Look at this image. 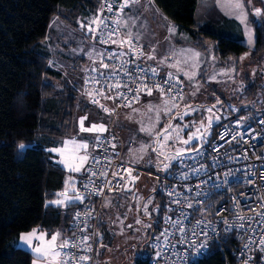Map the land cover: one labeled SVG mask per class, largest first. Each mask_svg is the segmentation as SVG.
<instances>
[{
    "label": "trees",
    "instance_id": "16d2710c",
    "mask_svg": "<svg viewBox=\"0 0 264 264\" xmlns=\"http://www.w3.org/2000/svg\"><path fill=\"white\" fill-rule=\"evenodd\" d=\"M154 1L195 46L206 51L211 42L215 67L239 66L240 57L249 49L243 36L213 31L208 23L197 26L198 0ZM99 4L100 0H0V264H32L35 256L18 245L19 235L35 227L51 232L60 223L63 208L46 205L64 189L68 172L50 148L70 136L80 94L68 81L54 83L61 74L51 65L48 34L54 16L74 27L80 22L87 25ZM251 22L255 29L251 55L258 59L264 55V18L252 17L251 11ZM206 73L204 68L202 78ZM255 90L253 84L243 97L249 104L226 108L223 120L248 109L264 114V106L252 103ZM221 122L212 126L210 137ZM157 183L155 191L163 199ZM77 206L66 208L73 214ZM158 207L162 212L161 204ZM159 227L153 221L149 238ZM234 248L231 237L221 238L194 264H235ZM150 256L149 246L135 264H150Z\"/></svg>",
    "mask_w": 264,
    "mask_h": 264
},
{
    "label": "built area",
    "instance_id": "2783aa9c",
    "mask_svg": "<svg viewBox=\"0 0 264 264\" xmlns=\"http://www.w3.org/2000/svg\"><path fill=\"white\" fill-rule=\"evenodd\" d=\"M122 0H112L113 12L105 11L102 15L108 18V23L113 29H118L112 36V39L118 43L102 44L99 42V35L95 41L103 47L104 63L110 65L108 69L99 68V63L93 66L87 73L86 86L94 92L91 97L92 104L100 107L101 95L99 89L103 88L105 97L116 96V92H122L131 98L134 93L128 92L123 87L127 84L135 89L138 85L146 84L155 91H159L154 85L164 87V93L172 100L180 101V96L184 97L186 93L185 83L182 78L171 76L172 84L165 85L164 81L170 78V75L163 73L157 67L146 62V52L143 41L135 39L133 36V44L137 49L142 51L143 55L133 54L129 50L128 44L119 41H126L127 32L123 31L117 21L120 14L117 12L118 4ZM104 0H100L98 9L92 13L89 22L100 12L101 5ZM93 27H96L94 24ZM87 31V35L93 38L92 34ZM99 32V30H98ZM126 52L122 58L108 59L106 53ZM127 61V63H123ZM97 68V72L92 69ZM127 70L131 75H127ZM150 69H156L154 75ZM105 72L110 79L108 84L115 85L119 79L121 87L112 88L111 90L105 86L104 77H99V72ZM115 72V76L112 73ZM98 77L100 84L92 82V77ZM135 81V83H133ZM169 87L172 91L169 92ZM160 92V91H159ZM93 99H97L99 103H93ZM106 104H102L110 112H105L109 116V124L105 133L101 134L99 141H96V153L94 157L99 163L91 162L92 170L99 172L103 170L108 173L107 177H93V184L90 187L103 189L101 194H89L83 184L88 182V174L82 177L81 191L84 193L85 199L83 204H79L73 211L70 225L68 240L76 242L83 238L84 233L80 231L83 222L86 220L89 225L87 235L90 237L88 243L91 245V252H84L83 249L68 248L64 252H71L77 258L81 255H88L90 260L86 264H96V252L99 236L100 219L103 203L108 193L119 192L125 188L127 183L131 181L128 178L126 169H131V175L141 169L137 168L130 160L123 157L125 141L120 131L115 125L118 115L128 108L125 106L126 101L122 98L106 99ZM135 103L133 101L132 105ZM131 105V106H132ZM223 137V138H222ZM115 145V148L112 145ZM107 158V159H105ZM145 170H143L144 172ZM113 172H119L124 176V180H120L119 176L113 177ZM148 172V171H146ZM154 173L159 182L162 199V212L157 208V223L160 227L151 240V256L150 264H194L198 259L204 256L210 245L217 240L225 237H231L235 248L233 255L235 264H264V250L258 245L259 238L264 235L260 231L261 225L257 223L259 211H264L261 205L264 204V114L254 111L245 110L233 117L223 120L217 128L216 134L208 138L193 151L182 155L177 163L167 169L161 171H149ZM111 181L107 187L105 184ZM119 181L120 187H117ZM111 189V190H109ZM173 193V195H169ZM179 193L180 195H175ZM180 201L179 204L173 201ZM191 203L192 207H188ZM82 214V219L74 221L76 213ZM91 212V216H84V213ZM250 216L251 221H240L238 216ZM179 220L180 224L173 227L167 222V218ZM197 221H204L197 225ZM227 221V224L224 223ZM240 223L244 224V228L238 227ZM209 224L211 225L209 227ZM251 224L256 232L248 230ZM183 226L184 233L178 229ZM230 227L231 230H228ZM215 229V231H213ZM167 231L168 243L166 244L161 233ZM195 231L197 236H193ZM207 231L208 238L206 247L200 248V244L205 242V238L199 235L200 232ZM157 237H160L158 240ZM249 237H253L257 243L249 245L247 249L244 245L248 243ZM185 238L188 241L195 240V246L189 243H180ZM198 249V250H197ZM160 253V255H158Z\"/></svg>",
    "mask_w": 264,
    "mask_h": 264
},
{
    "label": "rangeland",
    "instance_id": "374dc122",
    "mask_svg": "<svg viewBox=\"0 0 264 264\" xmlns=\"http://www.w3.org/2000/svg\"><path fill=\"white\" fill-rule=\"evenodd\" d=\"M242 3L243 11L246 13L243 22L236 18L240 10L234 7L235 0H198L196 10V24L198 25L208 23V27L213 31L230 35H236L237 31H241L245 34L244 43L249 49L242 56H245V53L248 55L240 60L239 66L232 65L222 69L215 67L216 61L210 52L211 42H208V50H206L208 58L205 66L208 72L207 82L200 81L195 85L192 83L193 81H187L186 96L180 101L172 100L167 94H163V98L153 96L152 100L147 103V108L149 114L153 115L155 119H149V116L144 118L135 116V119L132 120L136 123L131 124L130 119L116 118L117 127L121 120L120 125L123 128V133L132 141L128 145L130 150L137 153L136 157H130L131 162L141 171L136 170L132 174L134 177L138 176L133 189L110 192L105 198L98 230L96 264H135L137 257L145 256L148 247L151 248L152 237L149 238V232L153 227L157 208L162 203V198L155 191L158 185L157 179L154 173H149V171H161L164 169L165 163L169 164L168 168H170L177 163L182 155L199 147L211 135L212 126L226 118V108L237 109L242 103L249 104L245 98L243 100V97L248 95L249 88L253 84H256L258 90L253 92L252 103L264 106V55L258 59L251 55L255 46V29L251 22V11L252 17L257 16L258 20H262L263 13L257 14L256 9L261 10L264 0H242ZM153 4L156 6L155 3ZM214 6L216 9L211 11ZM206 7H208L207 15L203 13ZM163 16L165 15L163 14ZM145 18L149 20L148 23L143 17H137L133 23L144 43L149 45V48L154 45L156 53L163 55L167 60L173 61L178 66L187 67L188 57H185L183 53L174 52L177 42H184L187 38L178 39L175 33L168 31L169 29L164 26L166 20L164 17L146 16ZM81 23L79 27H74L61 17L54 16L50 24L47 42L48 48L52 52L51 65L61 74L60 79L54 80V83L61 84L63 81H68L80 90L79 94L81 93L72 131L67 141L75 139L77 142L84 141L86 143V140L90 141L84 136L95 137L97 133L81 132L80 119L87 117L84 121V127L87 128L92 123L90 114H97L96 117L99 116L102 119L103 117L100 116V113L102 114L100 108L90 102L89 96L84 95L86 94L84 88L88 89L85 83L87 73L97 65L93 64V60L96 58L100 60L96 55V53H100V49L95 44L97 42L87 35L88 24L81 28ZM249 31L253 37L252 45L248 44L247 33ZM166 34L167 36H165ZM89 52L93 53L92 57H89ZM170 56L173 57V60L169 58ZM165 101L171 103L166 105ZM172 103L176 107L172 108ZM167 108H171V111H167ZM209 108H211V112L208 111ZM157 109H159V113H157ZM158 114L159 119H156ZM181 115H183V119H180ZM209 117L212 118L210 126ZM217 117L219 119H216ZM169 124L173 128L179 127V138L169 139L165 143L161 136L160 144H164V147L160 148L156 133H160ZM149 127L152 128L151 134L141 131L142 128ZM190 136L193 138L189 143H183V140H188ZM173 137H175V133H173ZM123 139L125 141L124 137ZM142 145L146 146L144 151H140ZM158 148L160 151L155 150ZM178 150H183V154L176 156ZM81 151L82 149L80 155L84 153ZM160 152H163L164 155H161ZM55 153L59 155L57 158L54 154L56 161H60L61 155L58 152ZM166 156H176V158L168 160L165 158ZM143 170L145 171L143 172ZM149 200L151 203H148ZM145 204H147L150 215L144 213ZM137 220L141 223H136Z\"/></svg>",
    "mask_w": 264,
    "mask_h": 264
},
{
    "label": "snow or ice",
    "instance_id": "6c2138e0",
    "mask_svg": "<svg viewBox=\"0 0 264 264\" xmlns=\"http://www.w3.org/2000/svg\"><path fill=\"white\" fill-rule=\"evenodd\" d=\"M139 0H122V2H120L118 4V9L117 12L119 14L123 13V10L129 6V4H134V3H138ZM234 7L239 9V15L236 16L237 19H240L242 22L244 21V19L246 18V13L243 11V3L242 0H235V4ZM107 11L109 13L113 12V3L112 0H104V3H102L101 5V9L100 12L97 14V16L93 19V21L89 22L87 25V30L88 32H90L93 36V39L95 40L97 38V35H99V42L102 44H107L109 42L115 44L118 43L117 40L112 39V36L115 34V32L118 29H113L111 28V26L108 23V18L106 16H103L102 14ZM257 14H259L261 12L260 9H256ZM113 23H125L127 24V21H123L120 17H118L117 21H113ZM96 25V27H93V25ZM85 24L82 22L81 23V28H84ZM99 30V32H98ZM169 31L170 32H175V26L170 25L169 26ZM248 44L252 45L253 44V37L251 32L249 31L248 33ZM133 36L134 34L129 31L127 33V39L126 41L122 40L119 41V43L123 44V43H127L129 46V50L131 52H133V54H137L139 53V55H143L142 51H140L139 49H137L135 47V45L133 44ZM135 39L139 40V36L135 35ZM89 57L93 56L92 52L88 53ZM97 56H99L100 58V65L99 68L101 69H108L110 67L109 64L104 63V55H101L100 53H96ZM108 59H112L113 57L115 58H122L125 55H127L126 52H119V53H106ZM196 56H198L199 54L196 53ZM248 53H245V56H247ZM245 56L240 57L241 60H243L245 58ZM148 59H154V55H149L147 57ZM123 63H127V61H124ZM177 65H173V67H176ZM93 72H97L98 69L97 68H93L92 69ZM125 73L127 75H131V73H128L126 69H124ZM150 71L155 75L156 74V69H150ZM116 74L115 72L112 73V76L114 77ZM194 75V74H193ZM99 77H104V81H105V86L108 87L110 90L112 88H120L121 84L119 79H117V82L115 85L112 84H108L107 81L110 79V77L103 71L99 72ZM213 79H215V77H213ZM92 82L95 84H100L101 80L98 77H92L91 78ZM88 81H86L87 83ZM133 83H135V81H133ZM165 85H170L172 84V80H171V74H170V78L168 80L164 81ZM124 88L127 89L128 92H133L134 95L129 98L127 95H125L122 92L117 91L116 92V96H107L105 97L106 99H116V98H122L124 101H126L125 106L131 107L133 101H138L139 100V96L141 92L146 93L147 95H151L153 89L151 87H148V85L146 84H142V85H138L137 88L133 89L131 87H129L127 84L123 85ZM155 88H157L161 94L164 93V87H162L161 85L157 84L154 85ZM169 92L172 91V88L169 87L168 89ZM99 93L100 95H104V91L103 88L99 89ZM89 96H92L93 93L92 92H88L87 93ZM181 99H183L182 96H180ZM93 103H99V101L97 99H93ZM171 103L170 101H165V104H169ZM101 108H103V110L105 112H110L111 110L108 109L107 107H105L104 105H100ZM151 107V106H150ZM172 108L176 107V105L174 103H172L171 105ZM214 107V106H213ZM135 111V109H134ZM167 111H171V108H167ZM209 112H211V108L208 109ZM157 113H159V109H157ZM87 119V117H83L80 119V131L81 132H96V133H103L106 131V128L104 125H97V124H92L90 127H84V121ZM157 119H159V114L157 115ZM180 119H183V115L180 116ZM216 119H219V117H217ZM211 120L212 118L209 117V126L211 125ZM141 131H146L149 132L150 134L152 133V128H142ZM179 127L177 126L176 128H173L170 124L167 125L165 127V129L161 130L160 133H156L157 136V143L160 144V140L159 138L162 136L163 137V141L166 143L169 139H173V138H179ZM167 133V134H165ZM173 133H175V137H173ZM195 135V134H194ZM193 137H189L188 140H183V143L187 144L189 143V141L192 139ZM223 138V137H222ZM100 137L97 136L96 140L99 141ZM21 148L24 147L23 144L20 145ZM113 148H115V145H112ZM164 144H160V148H163ZM146 148V146H141L140 151H144ZM160 148L155 149L156 151H160ZM84 149L87 150L88 149V144L85 142H77L75 139L71 140V141H65L64 142V147L63 148H58V149H50V151H54V152H58L61 155V160L58 161L59 163H63L65 165V167H67L71 172H75V173H87L88 174V182L84 183L82 186L83 188L89 193V194H101L103 189H97L95 187H90V185L93 184V177H107L108 173L100 170L99 172L97 171H93L92 170V166L89 165L88 168H85L84 165L85 163H87L89 161V155L84 154V155H80V150ZM161 155H164L163 152H160ZM183 154V150H178L176 153V156H180ZM176 156H166L165 158L168 160H172L175 159ZM107 159V158H105ZM94 163H99V160H97L95 157L92 158ZM164 169H167L169 167V164L165 163L163 165ZM125 171H127L128 173V178L131 181H135L136 177L131 175V169H126ZM113 177L119 176L120 180H124V176L121 175L119 172H113L112 173ZM66 183V188L64 190V192L62 193H56L57 196H61L63 197V199H57L55 201H51L49 202V205L46 206H52V205H56V206H61V205H65V206H71L76 202H79L81 204H83L85 196L84 193L80 192L78 189L75 188V184L76 181L74 179H72L71 177L69 178L68 181L65 182ZM109 184H111V181H107V183L105 184V186L107 187ZM117 187H120L119 181L117 182ZM111 190V189H109ZM126 190H130V189H126ZM73 193V194H69V193ZM169 195H173V193H169ZM175 195H180L179 193H175ZM174 203L179 204L180 201L176 200L173 201ZM148 203H151V200L148 201ZM188 207H192V204L189 203ZM261 208L264 209V204L261 205ZM144 213L145 215H150V213L148 212V207L147 204L144 205ZM84 216H91V212H87L83 214ZM257 216H259V220L257 221L258 224L261 225L260 231L262 233H264V211H259L256 213ZM82 219V214L77 212L76 216L74 217V221L77 220H81ZM238 220L240 221H244V220H249L251 221L253 218L250 216H238L237 217ZM167 222L171 223L173 225V227H175L176 225L180 224L179 220H172L171 217L167 218ZM122 223V222H121ZM136 223H141V221L137 220ZM204 223V221H197V225ZM224 223L227 224V221H224ZM211 225L209 224V227ZM89 225L87 224L86 220L83 222V227L80 228V231L82 233H84L83 238L79 241L73 242L70 241L68 239H64L63 242L59 245H57V239L59 237V233H55L51 236L50 240L45 239V236L47 235L46 233H40L39 229H33L32 233L28 234V235H23L21 236V241L26 242L27 244L31 245L32 241L29 238L30 236H36L37 239L40 240V246L36 247L34 249V252L37 254V258L38 260L41 258H45L46 259V264H86V262H88L90 260V257L88 255H81L78 258L73 255L71 252H64L62 255V252L64 249H68V248H76V249H83L84 252H91L92 248L91 245L88 243L90 237L86 234L87 233V229H88ZM129 227H131V225H129ZM150 227V225H149ZM238 227L240 228H244V224L240 223L238 225ZM181 233L185 232V229L183 226L179 227L178 229ZM228 230H231L230 227ZM248 230L251 232H256V229L253 228L251 226V224H249L248 226ZM213 231H215V229H213ZM37 233H39V235L37 236ZM95 235L99 236L98 233H96ZM192 235L195 237L197 236V233L195 231H193ZM199 235L203 236L205 238V242H202L200 244V248H204L206 247V241L208 238V233L207 231H202L199 233ZM161 237L164 238L165 243H168V233L167 231L162 232L161 233ZM157 239L159 240L160 237H157ZM180 243H189L190 246H195L196 242L195 240H191L188 241L185 238H182L180 241ZM257 243V241L253 238V237H249L248 239V243H246L244 245V248L247 249L249 247V245L251 244H255ZM258 245L261 246V250H264V235H262L259 238L258 241ZM198 250V249H197ZM158 255H160V253H158ZM245 264H247V262H245Z\"/></svg>",
    "mask_w": 264,
    "mask_h": 264
},
{
    "label": "crops",
    "instance_id": "0c3cea01",
    "mask_svg": "<svg viewBox=\"0 0 264 264\" xmlns=\"http://www.w3.org/2000/svg\"><path fill=\"white\" fill-rule=\"evenodd\" d=\"M153 3H155L154 0H139L138 3L129 4V6L126 7L123 10V13L120 14V18L123 21H127V24L119 23L120 27L122 28L123 31H125L127 33L129 31H131L134 35H138L139 38H141L140 35H139V32L137 30H135L134 25H133V23H134V21H136L137 17H143L144 20L147 21V23H148L149 20H147L145 18L146 16H150V17L157 16L159 18L164 17L166 19L164 26H166L168 29H169L170 25L175 26V32H173V33L176 34L178 39H180V38H187L188 39V40L185 39L186 41H184V42H177L176 49H174V52H179L181 54L183 53L185 57H188V59H189L188 66L187 67H182L181 65L178 66L173 61L167 60L163 55H159L158 53H156L154 45H152L149 48V45L144 43V41L141 38V40L144 43V47H145L146 59H147L146 62L151 64V65H153V66H155V67H157L163 73H167L169 75L171 74V76H173V77L182 78L184 80V83H185V88H186L187 81H190V82L193 81L192 83H194L195 85L197 83L199 84L200 81L201 82H205L207 80V78H208V72H207L206 78H202V71L204 70V68L206 66V59L208 58V56L206 54V51L202 50L200 47L195 46L194 43L192 42L190 36L186 32L180 30L175 23L173 24L171 22V20L168 18V16L158 7V5L155 3V5L158 7L157 8L156 6H154ZM207 11H208V7L205 8L203 13H205V15H207V13H208ZM162 13L165 16H163ZM196 25L197 26H203L202 24L201 25L196 24ZM168 31H167V33H168ZM236 35H242L243 36V41L245 40V34L243 32L237 31ZM165 36H167V34ZM95 44H96L97 47H99L98 49H100V54H101L103 52V47L101 45L97 44V43H95ZM196 53H198L199 55L196 56L195 55ZM211 54L213 56L212 52H211ZM149 55H154L155 58L154 59H148L147 57ZM169 58L171 60H173L172 56H170ZM212 58H215V57L213 56ZM215 61H216V59H215ZM93 62H94L93 64H98L99 60H97V58H96V59L93 60ZM173 65H177V66L173 67ZM223 67L224 66L219 67V68L222 69ZM84 91H86V94H84L85 96H89L87 94L88 92H92L94 94V92H93V90L91 88H88V89L84 88ZM79 92H80V90H79ZM163 94H165V93H163ZM163 94H161V92L155 91V90L152 91L151 95H147L146 93L141 92L140 96H139V100L135 101V103L131 107H128L125 110H123L118 115V119H119V117H122V119H124V120L125 119L126 120L130 119L131 120V124H135L136 123L135 121L132 120V119H135V116H141V118L149 116L150 117L149 119H155L153 117V115L149 114L150 112L148 111L149 109L147 108V103L152 100L153 96H157L159 98H163ZM92 96H89L90 99H91ZM185 96H186V93H185ZM80 100H81V96H80ZM106 102H107V100L105 98V94L101 95L100 104H106ZM134 109H135V111H134ZM99 113H100V111H99ZM96 115L97 114H95V115L90 114V120L92 122L91 125L92 124H97V125H101L102 124V125L105 126V128L107 130L108 124H109V121H110L109 116H107V114H104L103 112H102V114L100 113V116H102L103 119L99 118V116L96 117ZM156 119H157V117H156ZM119 123L121 124V120H119ZM120 124L118 125V127H117L116 124L115 125H116L117 129L120 131L121 135L125 138V141H126V145H124V150H123V157L125 159H128V160L131 161L130 157H136L137 153L133 152V150H130L128 145H130V142H132V141L125 135V133H123V128H122V126ZM105 132H103V133H105ZM103 133H97V136H100ZM87 134H89V133H87ZM97 136H95V137H91L89 135L84 136L85 138L87 137L86 139H88L90 141V142H88L86 140V143L88 144V149L87 150L82 149V151H81V152H84V153H82V155L86 154V152L89 155V161L87 163H85V165H84L85 168L89 167V165L92 162V158L94 157V155L96 153V145L95 144H96V141H97L96 140ZM67 139H69V138L66 137V138L57 140L56 143L50 149L63 148L64 147V142L67 141ZM52 153L55 154V156L57 158L59 157V155L56 154L54 151H52ZM60 164L68 172V176L66 177L65 182L68 181L69 178L71 177L72 179H74L76 181L75 188L78 189L80 192H82L81 191V180L80 179L82 177H84L87 173H84V172H81V173L71 172L67 167H65V165L63 163H60ZM136 178L138 180V176ZM130 185L127 186L124 190L131 188ZM65 188H66V183H65L64 189L60 193L64 192ZM69 194L71 195L73 193L70 192ZM57 199H63V197L58 196L55 200H57ZM55 200H53V201H55ZM79 204H80L79 202H76V203L73 204V206H76V205H79ZM59 207L63 208L62 212H61V219H60V223L58 224V226L56 228L53 229V231L49 232L46 229H41L39 227L38 228L35 227V228H32L29 231L22 232L19 235V237H18V241H17L18 245L28 249L35 256L33 261H32V264H46V259L45 258H41V259L38 260L37 254L34 252V249L36 247L40 246V240L37 239L36 236H30L29 238L31 239L32 243H31V245H29L26 242L21 241V236H22V234L23 235H28V234L32 233L33 229H39L40 233H46L47 234L45 236V239L50 240L51 236L53 234L59 233L60 235H59L56 243H57V245L61 244L64 239H67V237L69 235V232H70V224H71V218H72V209H67L66 208L67 206H65V205H61ZM38 235H39V233H37V236Z\"/></svg>",
    "mask_w": 264,
    "mask_h": 264
},
{
    "label": "water",
    "instance_id": "95a60500",
    "mask_svg": "<svg viewBox=\"0 0 264 264\" xmlns=\"http://www.w3.org/2000/svg\"><path fill=\"white\" fill-rule=\"evenodd\" d=\"M237 114H238V112H237L235 115H237ZM235 115H232L231 117H233V116H235ZM136 183H137V178L135 179V181H129V182L127 183V185L125 186V188L131 184L130 186H131V188L133 189ZM125 188H124V189H125ZM131 188H129V189H131Z\"/></svg>",
    "mask_w": 264,
    "mask_h": 264
},
{
    "label": "bare ground",
    "instance_id": "6f19581e",
    "mask_svg": "<svg viewBox=\"0 0 264 264\" xmlns=\"http://www.w3.org/2000/svg\"><path fill=\"white\" fill-rule=\"evenodd\" d=\"M71 225V224H70Z\"/></svg>",
    "mask_w": 264,
    "mask_h": 264
},
{
    "label": "flooded vegetation",
    "instance_id": "af4514ba",
    "mask_svg": "<svg viewBox=\"0 0 264 264\" xmlns=\"http://www.w3.org/2000/svg\"><path fill=\"white\" fill-rule=\"evenodd\" d=\"M156 221V220H155Z\"/></svg>",
    "mask_w": 264,
    "mask_h": 264
}]
</instances>
